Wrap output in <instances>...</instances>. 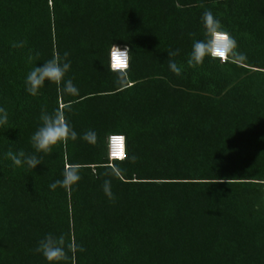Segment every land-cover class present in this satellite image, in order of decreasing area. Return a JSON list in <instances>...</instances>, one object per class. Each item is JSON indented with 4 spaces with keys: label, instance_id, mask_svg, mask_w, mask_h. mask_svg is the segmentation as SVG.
<instances>
[{
    "label": "trees",
    "instance_id": "trees-1",
    "mask_svg": "<svg viewBox=\"0 0 264 264\" xmlns=\"http://www.w3.org/2000/svg\"><path fill=\"white\" fill-rule=\"evenodd\" d=\"M206 10L236 47L191 68ZM113 45L129 51L125 73ZM66 51L79 94H28L32 67ZM0 107V264H47L34 249L48 233L84 248L61 264H264V0H0ZM56 109L78 138L14 167L6 153L33 154L41 111ZM113 135L124 161L109 160ZM67 165L81 179L51 190Z\"/></svg>",
    "mask_w": 264,
    "mask_h": 264
},
{
    "label": "clouds",
    "instance_id": "clouds-1",
    "mask_svg": "<svg viewBox=\"0 0 264 264\" xmlns=\"http://www.w3.org/2000/svg\"><path fill=\"white\" fill-rule=\"evenodd\" d=\"M201 22L204 27V39L195 40L192 45L191 52L187 59V64L191 68L201 65L206 56L216 57L217 54L223 55L233 54L236 47V42L231 36L222 30L221 22L213 15L210 10L203 12ZM226 37V39H221ZM26 42H13V48H22ZM128 49L125 48L123 52L119 51L113 45L111 49V62L115 64L116 57H119L127 65ZM169 59L167 60L169 69L177 76L181 75L182 69L175 62L172 57L179 55V49L169 50ZM39 53L35 57L29 55L28 60L31 63L33 59L39 58ZM69 53L66 51L63 57L59 53H55L52 58L32 67L25 78V89L28 94L36 96L39 90L48 84H55L57 91L61 95L76 96L79 94L78 88L73 84L71 79L65 80L66 73L71 67V61L68 59ZM41 125L37 128L31 136V146L34 149L33 154H26L23 150L13 152L9 150L6 153V158L10 159L14 167H24L33 170L37 165L41 164V158L38 153L50 154L52 148L60 143H66L68 139L76 140L78 138L77 132L69 125L64 111L56 109L49 113L45 110L41 111L39 117ZM8 122V113L0 107V126L6 125ZM85 142L95 144L97 141V133L94 130H87L80 137ZM125 155V153H124ZM134 163L137 157H131ZM80 169L76 165L65 166L63 178L56 180L49 185L51 190H55L58 186L65 189H70L80 179ZM103 192L114 201L115 197L111 191V181L104 180L102 185ZM77 251L83 252L84 248L77 245L74 241H69L64 234L56 235L53 233L46 234L38 241L35 253L42 254L47 261V264H61L67 262L69 259V252L75 253Z\"/></svg>",
    "mask_w": 264,
    "mask_h": 264
},
{
    "label": "built area",
    "instance_id": "built-area-1",
    "mask_svg": "<svg viewBox=\"0 0 264 264\" xmlns=\"http://www.w3.org/2000/svg\"><path fill=\"white\" fill-rule=\"evenodd\" d=\"M117 48L121 52H123L125 50L124 48H120V47H117ZM213 58L219 59L223 63H225L228 60V55L217 54V56L213 57ZM127 60H128L127 67L121 68V69H117L116 67H114V63L111 62V56H110V68H111V70L114 71V72H122V73L127 72L129 70V67H130V54L129 53H128ZM118 138H122V140H123V150H124V153H125V155L123 157H119V156L115 155V153L117 151L116 142H117ZM108 151H109V160H110L111 163L116 162V161L121 162V161L126 160V158H127L126 138L124 136H122V135H113V136H111L109 138V141H108Z\"/></svg>",
    "mask_w": 264,
    "mask_h": 264
},
{
    "label": "snow or ice",
    "instance_id": "snow-or-ice-1",
    "mask_svg": "<svg viewBox=\"0 0 264 264\" xmlns=\"http://www.w3.org/2000/svg\"><path fill=\"white\" fill-rule=\"evenodd\" d=\"M221 39H226V37H221ZM220 55H223V53H220ZM114 67H116L117 69H121V68L127 67V65L119 57H116V62L114 64ZM116 147H117V151H116L115 155H117L119 157H123L124 156V150H123L122 138L117 139Z\"/></svg>",
    "mask_w": 264,
    "mask_h": 264
}]
</instances>
